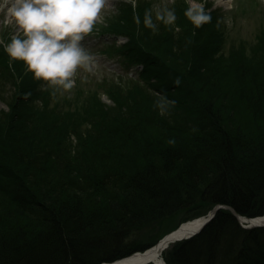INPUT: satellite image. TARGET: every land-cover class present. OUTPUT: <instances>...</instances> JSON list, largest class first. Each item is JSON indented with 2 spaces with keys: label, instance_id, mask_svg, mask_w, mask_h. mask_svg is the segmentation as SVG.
I'll return each mask as SVG.
<instances>
[{
  "label": "trees",
  "instance_id": "16d2710c",
  "mask_svg": "<svg viewBox=\"0 0 264 264\" xmlns=\"http://www.w3.org/2000/svg\"><path fill=\"white\" fill-rule=\"evenodd\" d=\"M183 1L175 0V23L157 22L154 31L143 24L150 1L119 0L125 27L116 29L128 42L112 51L141 72L93 85L74 110L53 101L54 87L0 45L7 107L0 109V264L113 262L149 249L164 235L161 225L192 221L216 205L264 217V58H255L264 34L252 44L233 37L224 51V16L214 11L210 23L189 26ZM244 57L255 58L248 68ZM102 88L127 113L100 103ZM159 96L175 104L162 112ZM240 111L247 121H237ZM163 257L264 264V227L243 229L230 210H219Z\"/></svg>",
  "mask_w": 264,
  "mask_h": 264
},
{
  "label": "clouds",
  "instance_id": "9594fccd",
  "mask_svg": "<svg viewBox=\"0 0 264 264\" xmlns=\"http://www.w3.org/2000/svg\"><path fill=\"white\" fill-rule=\"evenodd\" d=\"M106 3L107 0H5L0 10L6 11V22H13L18 32L4 45V50L11 60L22 61L36 80L69 92L75 87L77 70L90 72L94 67V57L81 42L101 19ZM184 16L195 28L212 20L205 3L197 0H190ZM176 19V10L168 7L157 8L154 14L146 10L143 14L144 26L154 31L157 22L172 25ZM134 20L139 30V15ZM173 83L178 86L179 77ZM155 103L166 111L175 101L159 96Z\"/></svg>",
  "mask_w": 264,
  "mask_h": 264
},
{
  "label": "rangeland",
  "instance_id": "374dc122",
  "mask_svg": "<svg viewBox=\"0 0 264 264\" xmlns=\"http://www.w3.org/2000/svg\"><path fill=\"white\" fill-rule=\"evenodd\" d=\"M124 1H126V4H134L132 0ZM147 1H150L148 10H151L153 14L155 13L156 9L160 7L176 9L175 0ZM4 2L5 0H0V9L3 8ZM183 2L189 6L190 0H184ZM197 2L205 3L206 9L208 11H215L218 12V14L224 16V20L223 23H221L222 26L220 28V32L222 33L224 39V45L222 47L224 51L227 50L228 43L233 37L237 38L238 40H245L247 43L252 44L255 42V39L258 37V35H260L261 32L264 34V0H197ZM119 4V0H107L104 9L101 12V19L94 25L93 31L81 42L85 50L94 57V67L92 71L88 72L83 69L77 70L76 76L74 77L76 81L74 87L75 90L72 89L69 92H64L58 88L53 89L54 94L52 95V100L54 101L60 98L59 104L64 107L65 111L69 108L74 110V104L79 105L82 100H84V97L88 96L89 93L85 92L89 91V88H98L96 87L97 84H107L110 81L116 83L119 81L118 77L122 76L124 78H131L130 75L135 74V72L131 70L129 71V75V72L124 68L123 63L118 61L112 51V49L117 51L119 46H122L128 42L127 38L121 35V33L117 30L121 27H125V19L121 16V14L125 13V11L121 13ZM179 12H181V9L178 10V13ZM131 18L134 20L133 14ZM6 19V11L0 10V41H3L4 44L10 42L12 35L17 34L18 32L17 26L13 22H6ZM189 26L193 27L192 24ZM6 38H9V40H6ZM0 45H2V43H0ZM258 55L259 58L255 57L257 58L256 61L264 58V53H262V51L259 52ZM247 58L251 59L250 57H244L246 63H242L243 67H247L249 64H251V61L249 62ZM223 62L226 65L231 64L226 61ZM247 63L249 64L247 65ZM93 85L94 87H92ZM102 90L103 88L98 89L100 103H103L110 108L113 107V111L116 113H127L125 108L119 110L117 107H115L113 102L106 95L102 94ZM62 101H66L69 107L64 105ZM126 101L127 103H132L130 99H127ZM225 102L228 103V101ZM6 108V104L0 102V109L6 110ZM94 110L92 111L93 115ZM51 115L56 116L54 113ZM246 115L251 116L245 111L238 112V115H236L237 121H247ZM44 116H46V114ZM74 119H78L80 121L78 124L81 125L82 130H90L92 128L88 125V123L83 124V121H81L80 117H77V113ZM176 228L177 224L174 220H171L169 224L160 226L159 233L167 235ZM171 248L172 247L165 249V252H168Z\"/></svg>",
  "mask_w": 264,
  "mask_h": 264
},
{
  "label": "bare ground",
  "instance_id": "6f19581e",
  "mask_svg": "<svg viewBox=\"0 0 264 264\" xmlns=\"http://www.w3.org/2000/svg\"><path fill=\"white\" fill-rule=\"evenodd\" d=\"M216 206H218V205H216ZM246 221L242 220L241 224H243L245 226L248 225L247 224L248 221L247 222ZM203 222H204V219L199 218L197 220H193L192 222L185 223V224L181 225V227L177 231L171 233V235H169L168 239L169 240L174 239L175 242L172 241V243L179 242V240L183 236L190 235L193 232L197 231V229H199L201 227ZM256 224H264V219H262V220L256 219V221H252L251 225H256ZM163 241H166V240H163ZM169 243H168L169 245H172L171 242H169ZM157 244H159V243H157ZM154 245L155 244L153 243L152 246H154ZM169 245H166V243L163 244V242L161 241V250L158 247L154 246V247H151L146 252V254L134 255V253H130L129 256H127V257H123L119 260H116L113 262H108V263H112V264H145L148 262L147 264H161L160 263V260H161V261H163L164 264H167V263H165L163 255L165 254V249H167V248H165V246H169ZM157 246H159V245H157ZM158 252H160V253H158ZM136 253H138V252H136ZM108 263H101V264H108Z\"/></svg>",
  "mask_w": 264,
  "mask_h": 264
},
{
  "label": "water",
  "instance_id": "95a60500",
  "mask_svg": "<svg viewBox=\"0 0 264 264\" xmlns=\"http://www.w3.org/2000/svg\"><path fill=\"white\" fill-rule=\"evenodd\" d=\"M224 209H228V210H230L231 213H232V215H233L234 217H236L237 220H238L239 222H242V220H245V221L247 220V221H248V225L246 226V228H257V226H264V224L251 225V224H252V221H256V219H260V220H262V219H264V217H263V218H256V219H249V218H247V217L244 218V217L239 216V215H238L235 211H233V209L230 208V207H227V206H214L213 210H211L210 212H208L206 215L202 216L201 219H204V222H203V224L201 225V227H200L199 229H197V231L193 232L192 234L187 235V236H183V237L179 240V242H181L182 240H187V239L193 237L194 235L198 234L199 232H201V231L203 230V227L206 226V225H208V224L213 220V217L216 215V213H217L219 210H224ZM198 219H199V218H198ZM247 221H246V222H247ZM177 230H178V229H177ZM177 230H175V231H177ZM175 231H174V232H175ZM171 233H173V232H171ZM169 235H171V234H169ZM169 235L164 236L163 238H161V240L158 241L159 244H157V245H159V246H157L156 244H155L156 246H155V245H154V246H155V247H158V248L161 250V241L163 242V244L166 243V245H168L169 242L172 243V241H174V239L169 240V239H168ZM163 240H166V241H163ZM154 246H152V247H154ZM166 247H167V246H165V248H166ZM147 251H148V250H146V251H144V252L136 253V254H134V255H137V254H146ZM156 253H157V252H156ZM158 253H160V252H158ZM147 263H148V262H147ZM147 263H145V264H147ZM160 263H161V264H164L163 261H161V260H160Z\"/></svg>",
  "mask_w": 264,
  "mask_h": 264
}]
</instances>
